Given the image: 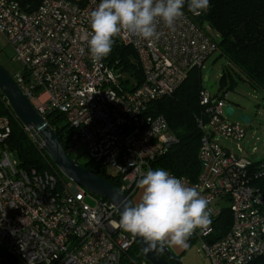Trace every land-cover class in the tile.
<instances>
[{"label":"built area","instance_id":"built-area-1","mask_svg":"<svg viewBox=\"0 0 264 264\" xmlns=\"http://www.w3.org/2000/svg\"><path fill=\"white\" fill-rule=\"evenodd\" d=\"M99 3L40 0L27 11L0 0V34L21 65L11 77L29 103L44 119L60 113L71 129L65 152L75 162L84 154L130 198L150 163L177 142L165 118L149 113V104L171 95L192 68L202 69L217 45L208 28L186 14L174 30L160 22V38L151 42L122 31L114 41L133 50L141 71V82L132 88L122 82L126 73L117 60L110 62L108 55L94 63L90 57L89 18ZM226 95L207 87L199 92L195 180L170 173L209 201L210 224L191 236L209 264H251L264 255V192L252 184L264 175V159L243 155L245 129L225 119ZM24 130L45 155L40 135ZM9 134V119L0 116V264H123L136 240L120 227L117 208L53 164L64 178L60 182L52 173L20 167L4 145ZM219 138L234 142L237 152ZM224 208L230 226L214 238V221Z\"/></svg>","mask_w":264,"mask_h":264},{"label":"trees","instance_id":"trees-1","mask_svg":"<svg viewBox=\"0 0 264 264\" xmlns=\"http://www.w3.org/2000/svg\"><path fill=\"white\" fill-rule=\"evenodd\" d=\"M23 9L32 11L40 0H12ZM82 5L83 0H68ZM210 8L199 16L184 12L215 41L219 57L226 60L218 78L217 92L232 90L239 80L254 88L264 90V0H209ZM209 30H212L213 35ZM109 61L117 60L116 67L124 71L123 83L132 88L141 82V71L137 65L133 50L114 42ZM204 87L203 72L192 68L185 80L171 95L152 101L148 106L150 114L165 118L169 129L175 134L177 142L165 154L150 163L152 170L163 168L175 175L195 180L199 173L198 148L200 131L196 117L201 112L199 92ZM0 116H7L10 122V134L5 140L6 149L14 155L18 165L26 170L49 172L60 182L62 174L56 170L48 158L31 141L23 125L15 117L6 99L0 91ZM47 124L55 131L62 146L71 136L60 113L51 112L45 116ZM83 166L90 171L117 185L115 178L106 175L97 165L86 162ZM252 184L264 192V175L253 178ZM131 199V198H130ZM230 213L224 208L214 221V238L227 232L230 226ZM190 242L193 238L190 237ZM159 256L166 257L164 251L155 250ZM127 264H149L139 244L135 241L123 258ZM251 264H264V255L252 260Z\"/></svg>","mask_w":264,"mask_h":264},{"label":"clouds","instance_id":"clouds-1","mask_svg":"<svg viewBox=\"0 0 264 264\" xmlns=\"http://www.w3.org/2000/svg\"><path fill=\"white\" fill-rule=\"evenodd\" d=\"M194 16L207 12L209 0H100L91 11L87 45L94 63L107 57L114 38L122 31L151 42L159 39L158 24L174 30L184 9ZM141 196L134 205L125 204L119 225L134 238H143L146 251L165 247L187 248L197 229L210 224L209 201L195 186H189L163 168L147 170L137 181Z\"/></svg>","mask_w":264,"mask_h":264},{"label":"water","instance_id":"water-1","mask_svg":"<svg viewBox=\"0 0 264 264\" xmlns=\"http://www.w3.org/2000/svg\"><path fill=\"white\" fill-rule=\"evenodd\" d=\"M213 70L210 67L203 76L207 82L206 87L214 92V82L207 81V75ZM0 91L10 106L15 117L27 128L35 130L43 140V151L51 163L69 180L82 186L88 192L109 201L119 212L125 204H133L132 200L123 194L115 185L98 174L78 164L65 152L55 131L47 124L46 120L32 107L25 95L11 75L0 64ZM227 115L233 114L234 110L230 105L225 107ZM244 123H248L247 116L238 115ZM134 205V204H133ZM149 264H182L174 253L165 247L163 250L166 257H161L155 250L146 251L147 244L143 238L135 237Z\"/></svg>","mask_w":264,"mask_h":264},{"label":"rangeland","instance_id":"rangeland-1","mask_svg":"<svg viewBox=\"0 0 264 264\" xmlns=\"http://www.w3.org/2000/svg\"><path fill=\"white\" fill-rule=\"evenodd\" d=\"M209 31L215 35L212 30ZM0 64L11 76L21 69L20 63L13 58L11 45L7 43L2 34H0ZM225 65L226 60L219 57L218 53L215 52L205 61L201 69L204 76L210 67L213 68L207 75V81H213L215 88L218 87V78ZM206 84L207 82L203 81L204 87H206ZM226 99V105H230L234 113L230 115L225 113V119L231 123H237L245 129V138L240 142L243 155L254 161L264 159V90L254 88L248 83L239 80L236 86L227 92ZM238 115L247 116L249 122L244 123L238 118ZM219 140L237 152L234 142L223 138H219ZM253 148H255V152ZM10 157L12 159L15 158L12 154H10ZM76 161L78 164L83 165L88 159L84 154H79L76 157ZM107 171L115 173L110 169H107ZM87 202L91 203L89 199H87ZM183 257V261L187 264H209V261L202 252L201 243L198 240L189 242ZM179 260L181 262V259Z\"/></svg>","mask_w":264,"mask_h":264},{"label":"crops","instance_id":"crops-1","mask_svg":"<svg viewBox=\"0 0 264 264\" xmlns=\"http://www.w3.org/2000/svg\"><path fill=\"white\" fill-rule=\"evenodd\" d=\"M226 98H227V95H226ZM254 152H255V148H254ZM140 196H141V190L137 188L135 193L130 197L133 204H135L139 201ZM193 240H195V239L193 238ZM189 242H190V239L188 240L187 243L189 244ZM168 249H170L174 253V255H176L179 259H181L182 264H187L183 261V258H184L183 254H184L186 248L168 247Z\"/></svg>","mask_w":264,"mask_h":264}]
</instances>
